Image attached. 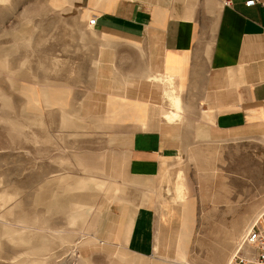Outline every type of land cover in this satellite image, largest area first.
<instances>
[{
  "label": "rangeland",
  "instance_id": "374dc122",
  "mask_svg": "<svg viewBox=\"0 0 264 264\" xmlns=\"http://www.w3.org/2000/svg\"><path fill=\"white\" fill-rule=\"evenodd\" d=\"M92 18L87 0H0V264H114L84 254L81 242L96 232L108 205L137 197L157 210L158 223H183L180 257L194 223L188 264H228L244 248L246 230L264 225V137L187 141L153 187L107 178V126L102 108L87 98L99 39ZM25 88L34 89L36 104ZM42 88L63 101L46 105ZM65 114L78 127H66ZM180 171L190 201L185 210L166 190L175 189ZM85 177L125 190L111 200L103 191L92 210L74 218L68 187ZM43 245L48 249H34Z\"/></svg>",
  "mask_w": 264,
  "mask_h": 264
},
{
  "label": "crops",
  "instance_id": "0c3cea01",
  "mask_svg": "<svg viewBox=\"0 0 264 264\" xmlns=\"http://www.w3.org/2000/svg\"><path fill=\"white\" fill-rule=\"evenodd\" d=\"M222 1L87 0L99 38L87 98L107 126V178L153 187L187 141L264 137V0ZM159 74L164 80L151 79ZM168 77L184 108V119L171 123L164 118ZM85 178L103 180L107 200L125 190ZM129 200L105 208L81 251L114 264H188L194 223L180 257L183 223H158L155 208Z\"/></svg>",
  "mask_w": 264,
  "mask_h": 264
},
{
  "label": "bare ground",
  "instance_id": "6f19581e",
  "mask_svg": "<svg viewBox=\"0 0 264 264\" xmlns=\"http://www.w3.org/2000/svg\"><path fill=\"white\" fill-rule=\"evenodd\" d=\"M151 79L156 80V81H162V80H164L163 75H160V74L159 75H154ZM25 89H26L27 93L30 95V100H31L32 104L33 105H34V103L36 104L37 103L36 102L37 101V98H36V94H35L34 89H32V88H25ZM42 97H43V101L45 102L46 105H50L52 103H61L63 101L62 99H57L55 97V95L53 93V89H51V88H42ZM165 97H166L167 104H168V110H166L164 112V118L166 120H168V122H170V123L171 122H175V121L181 119L182 116H183L182 113L184 111L182 97H181V95L179 93L176 92V89H175L173 80L170 77L166 78ZM67 114H65L64 120H62V122L64 121V125L66 127H78L77 120L75 118H73L72 115H67ZM181 175H182V172L180 171L179 174H178V181H177V184L175 186V189L172 190L171 188H167L166 190L168 191V193H171L172 192V195H173L172 199H173L174 205L180 206L181 208H183V210H185L188 207H190L189 206V204H190L189 202L190 201H189V198L185 194V185H184V182L181 179L183 177V176L181 177ZM101 182H99V180H96V179L86 178V179H82L81 181H78L77 185H74V186L73 185H70L68 187V193H69L68 194V198H69L70 203L73 204L72 206H73V208L75 210L74 211L75 213L72 214L74 218L75 217H78V214L81 215L79 212H81L82 209H84V208H90V207L94 206V204L96 203V201L99 198V195H100V192H101V189H102ZM92 188H94V190ZM177 209H179V208H177ZM72 212H73V210H72ZM12 232H13V230H12ZM186 235H187L186 236L187 239L189 240L190 237H191V229H188L187 230V234ZM82 238H85V235L82 234ZM43 239H45L44 240V242H45L46 241V238L43 237ZM64 239H65V237H64ZM65 240H67V239H65ZM21 241L22 242H28V239L22 238ZM79 242H81V241H79ZM75 245H77V244H75ZM34 249H36L37 251L42 252V251L47 250L48 248L43 245L40 248L39 247L38 248L35 247ZM35 253H37V252H35ZM236 254H239V253L236 252L235 255ZM27 255H29V254H27ZM41 257H43V256H41ZM32 258L33 257H31V260H32ZM232 258H233V255H232V257L230 259H232ZM29 259H30V257H29ZM230 259L228 261L229 263L231 261ZM36 261H37V259H36ZM43 261L41 263L46 264L47 261L46 262H43ZM32 262L33 261H31V263ZM37 263H40V262H37Z\"/></svg>",
  "mask_w": 264,
  "mask_h": 264
},
{
  "label": "built area",
  "instance_id": "2783aa9c",
  "mask_svg": "<svg viewBox=\"0 0 264 264\" xmlns=\"http://www.w3.org/2000/svg\"><path fill=\"white\" fill-rule=\"evenodd\" d=\"M223 4L230 5L231 0H223ZM257 0H248L246 5L257 4ZM264 12V2L262 3ZM97 19L92 18L90 24H96ZM239 254L233 256L229 264H264V225L254 223L245 232ZM247 246V248H246Z\"/></svg>",
  "mask_w": 264,
  "mask_h": 264
}]
</instances>
